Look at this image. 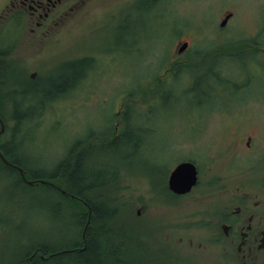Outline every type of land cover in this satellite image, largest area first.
Returning a JSON list of instances; mask_svg holds the SVG:
<instances>
[{
    "label": "rangeland",
    "instance_id": "1",
    "mask_svg": "<svg viewBox=\"0 0 264 264\" xmlns=\"http://www.w3.org/2000/svg\"><path fill=\"white\" fill-rule=\"evenodd\" d=\"M227 10L237 17L222 30ZM85 12L57 46L24 34L13 49L16 32L0 29V144L49 173L86 141L85 167L99 183L114 180L127 264H212L207 203L223 194L208 195L224 185L225 128L264 122V0H89ZM191 158L198 187L167 200L170 172ZM47 193L0 169V264L38 244H73L72 223L52 219Z\"/></svg>",
    "mask_w": 264,
    "mask_h": 264
},
{
    "label": "flooded vegetation",
    "instance_id": "2",
    "mask_svg": "<svg viewBox=\"0 0 264 264\" xmlns=\"http://www.w3.org/2000/svg\"><path fill=\"white\" fill-rule=\"evenodd\" d=\"M88 1L7 0L0 9V20H2L0 29H13L16 32L17 35H13V49L16 42L23 40L24 34L26 36L31 34L32 36H29L31 40H40L41 36L46 35L49 39L48 44L57 46L71 27L82 26ZM236 17V11L227 10L220 22V29H229L230 23ZM224 21L226 24L222 25ZM242 49L239 47L227 58L242 55ZM213 67L210 68L209 73L215 74L216 70ZM227 78L225 81L229 85L233 84L234 79L229 76ZM0 118L1 129V122L4 126L6 123L1 115ZM225 130L222 171L224 185H219L208 193V195L223 193L221 196L213 197V200L207 203L206 215L214 223L213 234L216 245L214 247H219L215 255L210 257L211 263L264 264V122L252 124L230 121ZM7 150L6 144H0V152L4 156ZM9 152L10 156L17 157L13 151ZM188 161L197 167V185L188 194H175L169 189V174L163 187L168 195H164L167 200L176 201L187 198L198 187L201 167L192 158L182 160L180 163ZM11 165L19 170L17 165ZM212 188H215V185ZM164 203L167 205V202ZM175 206L177 205L172 207Z\"/></svg>",
    "mask_w": 264,
    "mask_h": 264
},
{
    "label": "trees",
    "instance_id": "3",
    "mask_svg": "<svg viewBox=\"0 0 264 264\" xmlns=\"http://www.w3.org/2000/svg\"><path fill=\"white\" fill-rule=\"evenodd\" d=\"M18 118H15L16 126L19 124ZM120 136L121 134L115 139ZM85 144L86 141H78L49 173L29 169L6 151V160L22 169L26 179L34 181L33 185L27 184L28 186L42 185L50 191L45 195H48L52 219L69 220L72 223L69 234L73 244L70 247L53 250L46 244H38L25 251L18 264H127L123 254L129 249L130 240H126L113 227L119 209L108 197L109 185H113L114 180L111 183H99V178L94 177L93 169L85 167ZM0 169L14 173L20 184L26 185L15 167L0 160ZM39 172L48 175V179L40 177L37 174Z\"/></svg>",
    "mask_w": 264,
    "mask_h": 264
},
{
    "label": "water",
    "instance_id": "4",
    "mask_svg": "<svg viewBox=\"0 0 264 264\" xmlns=\"http://www.w3.org/2000/svg\"><path fill=\"white\" fill-rule=\"evenodd\" d=\"M226 22H222V25H225ZM188 47V43H183V45L179 49V53H182ZM1 121V118H0ZM5 132V126L1 122L0 136ZM1 160L7 164L11 165L9 161L6 160L5 156L0 152ZM19 168V167H18ZM19 172L21 173L24 181L28 185H33L34 181L28 180L25 177V173L22 169L19 168ZM40 183H45L44 181H40ZM198 183V170L194 163L182 162L176 166V168L170 173L169 176V189L178 195H185L192 191V189Z\"/></svg>",
    "mask_w": 264,
    "mask_h": 264
}]
</instances>
